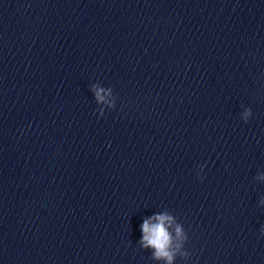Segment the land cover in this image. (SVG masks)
I'll return each mask as SVG.
<instances>
[{
    "label": "clouds",
    "instance_id": "1",
    "mask_svg": "<svg viewBox=\"0 0 264 264\" xmlns=\"http://www.w3.org/2000/svg\"><path fill=\"white\" fill-rule=\"evenodd\" d=\"M96 97L98 100L102 101L104 99L101 93L103 89H95ZM156 223H152L151 220H145L141 225V230L143 233L141 243L145 247H151L155 250V257L165 258L171 264L173 253L169 250L172 242V237L166 227L167 224H171L172 218L168 215H158L152 218ZM177 234H180V228L176 229Z\"/></svg>",
    "mask_w": 264,
    "mask_h": 264
}]
</instances>
